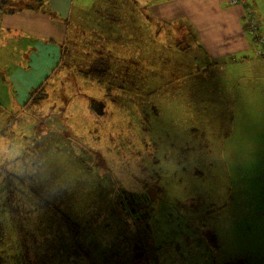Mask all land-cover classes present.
Returning <instances> with one entry per match:
<instances>
[{"label":"rangeland","instance_id":"obj_1","mask_svg":"<svg viewBox=\"0 0 264 264\" xmlns=\"http://www.w3.org/2000/svg\"><path fill=\"white\" fill-rule=\"evenodd\" d=\"M11 1L7 6L29 2ZM88 1L85 13L84 0L81 7L80 0H74L62 58V44L50 45L53 54L41 55L39 66L21 75L24 87L33 85L28 102L22 104L10 81L0 84V97L7 87L12 103L11 119L5 114L0 117V130L6 133L0 134V140H6L10 149L0 157V165L7 156H20L18 173L28 175L30 164L44 175L49 163L55 179L46 175L43 189L52 200L51 207L65 210L84 224L81 237L86 248L108 243L120 255L116 264H128L123 256H131L129 248L137 241H143L146 254L154 256L149 260L160 264H264V41L257 42L264 36V0L259 3L261 24L257 19L255 31L248 21L250 2L229 0L231 5L244 6L247 33L256 42L258 56L254 53L243 60L238 73L229 70L227 86L207 68L210 60L198 45L180 49L179 55L169 48L167 71L140 69L142 59L132 57L136 50L130 36L132 0ZM94 8L122 16L120 27L100 19ZM94 26L107 34L97 54L88 38ZM154 26L166 28L161 20L154 21ZM166 26L176 29L172 18ZM113 29H121L117 35L121 43L114 40ZM146 29L143 23L135 29L141 55L150 51L149 63L157 61L158 67L164 30L151 33L150 43L143 39ZM28 52L19 50L17 65L5 61L0 72L26 64ZM100 56L111 64L104 84L83 75L89 69L85 62ZM198 66L206 68L189 79V72ZM50 70L43 93L42 79ZM62 100L72 103L67 111L73 116L54 130L62 127L59 132L66 137H44L50 127L45 122L47 114L64 112ZM98 105L97 110L111 114L95 119L91 107L96 112ZM34 130L40 135L36 142L30 135ZM27 138L30 148L19 146L18 141L27 143ZM61 144L66 147H51ZM37 182L34 179L33 185L40 189ZM25 191L23 183L0 179V255L7 264H20L14 255L21 249L27 255L35 252L36 258L45 251H57L55 220L45 205L37 208L30 189ZM121 197L135 202L140 209L136 216L128 214L119 202ZM37 210L38 219L29 218L28 213Z\"/></svg>","mask_w":264,"mask_h":264},{"label":"crops","instance_id":"obj_2","mask_svg":"<svg viewBox=\"0 0 264 264\" xmlns=\"http://www.w3.org/2000/svg\"><path fill=\"white\" fill-rule=\"evenodd\" d=\"M1 1L2 0H0V2ZM8 1L13 2L11 0ZM81 1L82 0H80V7L82 5ZM248 1L250 2L252 8H254L257 18L260 19V0ZM132 2L134 7V16L131 18L133 21V28L130 31V36L131 46L136 50L134 53L132 52L133 55L132 53L128 54L132 55V57L138 56V58L142 59L143 64H141L140 67L136 65L140 69L143 68V70L148 71L152 67L155 71H163L165 66H167L165 59L169 57L170 48L167 42L168 38L170 37L169 28L172 27L166 26V24H168L169 18H172L173 25L177 29L176 35L179 37H181L180 34H184L182 30L185 29V23L188 22L193 25V30L196 33V40H192V46L190 47L193 48L198 45L201 50H204V53L210 60L207 68L211 67V69H213L216 74H219L221 76V82H223L226 86L229 70H234L236 73H238L239 71H242L243 60L250 59L254 53L258 56L256 53V42L247 33L248 29L243 17L245 9L241 4L231 5L229 0H158L156 2H152V0H132ZM73 4L74 0H29V2L22 6H8L11 7L10 11L4 10L0 7V65L4 64L5 61L11 63L14 66L17 65V61L19 60H17V53L19 50L23 51L27 49L29 51L28 55L30 54L26 64L18 65L10 72H0V84L4 86L3 81H10L15 93L17 94V97L22 101V104L30 100L27 94L30 92V89L33 87V85L24 87L22 85L23 79L21 78V75L24 73H29L32 68L39 66L41 55L47 56L53 54V49L50 47V45L59 46L67 41L66 39L69 37V17ZM84 7L86 8L84 9L85 13H87V8L89 7L88 0H84ZM47 9H51L55 13V16H53L52 13ZM94 10L100 19L112 21L113 28H117V26L120 27L122 16L116 15L114 11L111 12L113 16H109L106 14L104 8H94ZM81 18L82 15H80L79 23L82 22ZM156 20L164 21L166 28L163 29V27L154 26V21ZM259 22L261 24L260 20ZM141 23L145 24L147 27L143 39H148L150 43L151 33L157 34L160 30H164L162 34L163 43H160L161 50H163V52H161L159 55L161 58V65L158 67L155 65L157 61L149 63L150 59L152 58L150 51L146 50L144 51L145 55H141L140 42L136 39L135 30L140 29ZM128 24H130V20ZM120 31L121 29L118 31L113 29V36L114 40H118L121 43L120 37H117ZM106 35L107 34L103 31H100L99 27L97 26H94V31L89 33L88 38L93 44L96 54L99 43L106 39ZM23 41H25V45L22 44ZM63 47L64 44L61 45V58ZM177 52H179V50H177ZM154 55L156 58H158V55L155 53ZM98 59H102V57L100 56ZM96 60H89L85 62V65L89 66L87 71L91 72L92 69L95 68V64H97ZM131 63L134 64L132 58ZM204 68H202V71H204ZM101 69L102 68L99 67L96 73L102 72ZM93 72H95V70ZM47 74V78L45 80L42 79L43 85H45L47 81L50 80L52 76L51 70L47 72ZM238 75L241 76L242 72ZM190 76H188L190 77L189 79H192L195 78L197 74ZM90 78L101 81L99 77ZM106 79L107 76H105L103 84ZM153 81L154 80L150 82ZM194 81L197 82L196 79H194ZM7 89V87L4 88L5 94L3 97H0V117H2V114H5L8 116L7 118H10L9 107L12 106V103H10L11 96L6 94ZM139 92H141V86L139 87ZM143 95L144 97L146 96L145 93L141 92V96ZM26 96L28 97L27 101H25ZM62 99L66 98L62 96ZM90 99L92 98L89 97V100ZM62 104L65 105L63 109L64 112H51L47 114L45 122L49 121L50 123H46V125H49L50 127L47 126L46 129H48V131L42 134L44 137L58 138L59 140H62L66 137V135H62L61 132H59V130L63 129L62 127L54 130L55 127H58V125L65 126L66 122L73 116L71 111H67V109H69L68 107L71 106L72 103L62 100ZM90 114H93L95 119L100 120L102 119L101 117H106L105 115L107 113L104 111V109H96V112H93L92 110V113ZM110 114L111 112L107 115ZM8 123L9 122H7V125ZM1 125L2 121L0 122V128L2 127ZM6 127H4V129ZM0 134L4 135L6 133L5 131L0 130ZM30 135H32L31 140L35 142L40 137V135L35 130L31 132ZM3 143L4 146L1 145ZM47 143H49V141ZM18 144L25 149L30 148V141L28 138L27 143L18 141ZM51 147H56L58 149L60 147V149H63L66 147V145L61 144ZM9 153L10 149L7 148L6 140H0V157ZM42 158L44 161H46L47 156ZM24 160L28 161L29 163V161L33 159ZM19 163L20 156H17L16 158L7 156V158L0 165V179L5 182L9 181L10 183H22L21 177L24 174L18 173ZM8 164L10 165L8 166ZM8 168L10 169L9 173L7 172ZM45 169L49 170V176L51 173L54 176L53 168L49 163ZM27 172L31 173V171ZM27 177H29V174Z\"/></svg>","mask_w":264,"mask_h":264},{"label":"trees","instance_id":"obj_3","mask_svg":"<svg viewBox=\"0 0 264 264\" xmlns=\"http://www.w3.org/2000/svg\"><path fill=\"white\" fill-rule=\"evenodd\" d=\"M8 0H2L0 2V7L4 10L10 11L11 7L7 6ZM250 8L253 9L251 10L252 14L257 18V14L250 5ZM45 9V8H44ZM52 13L53 16H55V13L51 9H47ZM258 19V18H257ZM169 35L170 37L168 38V45L170 46L171 49L176 50L177 55L180 54V49H184V47H190L191 46V40H196V33L193 30V25L191 23H187L185 26V31L183 32L184 34H180L181 37L176 35V29L174 27L169 28ZM260 37V33L257 35ZM179 37V38H176ZM262 37V36H261ZM175 38L178 40L177 44H174ZM264 38V37H263ZM181 42H183V45H181ZM257 42L260 43V40L258 39ZM179 50V52H177ZM176 53H174V56H176ZM104 59V57H102ZM103 59H98L96 60L97 64H95V68L92 69L90 74L94 75L93 77H99L100 80H104L105 76L108 77L109 71L107 72V66L109 63V66L111 65L110 62L104 61ZM102 68V72L96 73L98 68ZM201 68H204L202 66H198L195 68V70H192L189 72V75H196L198 74L199 70H202ZM206 68V67H205ZM204 68V70H205ZM95 70V72H93ZM74 71V70H71ZM89 71H83V75L90 76L88 75ZM191 77V76H190ZM188 77V78H190ZM44 85H41L40 88L44 92ZM144 96V95H143ZM93 110V107H91ZM29 170H31V173H29V177H25L27 173H25L21 177V181L24 184V187L26 188V191L30 189L31 194L35 196V203L37 208H41V205H45L48 210V214L52 216V218L55 220V223L57 224L56 227H54L55 232L58 234V240H57V251L55 253L45 251L44 254L39 256L38 258L33 257L31 253L27 255L25 252V249H21L19 252H17L14 257L15 259L20 263V264H116L117 261L120 262V255L117 252H114V250L108 246L107 244H104L103 246H94L93 248L89 249L83 245L82 237H81V232H82V225L80 224L79 221L77 222L72 214L67 213L63 209H58L55 207H51V202L52 200L45 196L44 194L47 193L46 190L43 189V185L46 183L45 176H49V170L47 169L42 175L41 169H39L37 166H29ZM52 179H55L54 176L51 175L49 176ZM34 179H37L39 184L42 186L40 189H37L36 187H39V185L36 186L33 185ZM33 185V186H32ZM36 186V187H35ZM28 188V190H27ZM25 191V192H26ZM124 196V194H123ZM1 199V198H0ZM122 206H125L127 211H129L130 216H136L140 209L136 207L137 205L135 202L131 201L130 203L125 200V198H122L119 200ZM41 204V205H40ZM136 205V206H135ZM137 208V209H136ZM40 213V210L34 211V212H29L28 215L29 218L33 216L34 220L38 219V215ZM44 218V215H42V219ZM48 222V226L50 225V220L51 217L47 216L45 217ZM139 231V229H138ZM33 232V231H32ZM71 235V236H70ZM32 237V235H31ZM135 239V238H134ZM85 242V241H84ZM136 245L135 247H131L128 245V248L131 249V256L128 255L126 258L123 256V259L129 260L128 264H160L158 260L152 259L149 260L150 258L154 256H149L146 254V247L143 243V241L135 242ZM127 247V245H126ZM134 248V249H133ZM3 254L0 255V264H7L4 262ZM61 257V258H60ZM51 258H56L60 262H48V259ZM127 264V263H126Z\"/></svg>","mask_w":264,"mask_h":264},{"label":"built area","instance_id":"obj_4","mask_svg":"<svg viewBox=\"0 0 264 264\" xmlns=\"http://www.w3.org/2000/svg\"><path fill=\"white\" fill-rule=\"evenodd\" d=\"M231 3H233V4L241 3V4L244 5L246 3V0H233V1H231ZM251 17H252V20H251ZM248 21H249L251 30L255 31V29L257 27V18L254 16V14H252L251 11L248 14ZM259 39H260L261 42L264 41V38L263 37H261Z\"/></svg>","mask_w":264,"mask_h":264},{"label":"flooded vegetation","instance_id":"obj_5","mask_svg":"<svg viewBox=\"0 0 264 264\" xmlns=\"http://www.w3.org/2000/svg\"><path fill=\"white\" fill-rule=\"evenodd\" d=\"M93 101H95V99H93ZM98 107H99V105H98V106H96L95 110H96Z\"/></svg>","mask_w":264,"mask_h":264}]
</instances>
